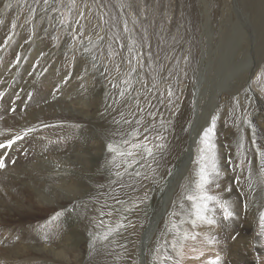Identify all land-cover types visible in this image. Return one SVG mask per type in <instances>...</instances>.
<instances>
[{
  "label": "rangeland",
  "instance_id": "obj_1",
  "mask_svg": "<svg viewBox=\"0 0 264 264\" xmlns=\"http://www.w3.org/2000/svg\"><path fill=\"white\" fill-rule=\"evenodd\" d=\"M205 9L210 17L212 49L216 47L220 57L223 56L217 63L219 72L232 69L247 55L254 57L255 64L245 83L240 84L239 78H235L229 92L219 96V107L213 115L216 117L214 143L223 172L214 188L229 183L226 191L217 194L231 202L236 218L223 221L218 214L220 222L217 225H202L195 231L205 236L219 228L218 232L227 238L222 245L229 243L223 264H264V238L259 236V217L264 213V168L256 151L258 147L264 150V76L257 80L264 72V0H75L74 8L70 0H0V62L3 63L0 73L4 71L3 82H15L22 72L19 68L28 66L31 73L25 80L23 101L28 96L39 98L40 93L56 88L64 97L73 95L89 102L93 98L96 107L100 108L90 120L91 129L98 134L103 127L111 134L109 142L98 150L97 164L100 153L106 152L109 143H117L126 137V128L132 124L120 129L116 125L100 123V119H107L112 114L116 103L118 110L114 115L118 122L137 115L139 120L133 127L141 128L138 122L143 121L144 126L153 129L148 135L159 133L165 137L163 141H153L165 145L155 149L154 160H141L133 168H114L110 163L112 154L108 152L110 159L103 163L104 166L109 163L108 170L100 173L101 163V167L95 169L97 165L93 162L92 171H85V165L78 171H71L62 162L76 151L92 147L95 138L98 140V137L86 138L85 129L89 125L72 118L43 123L38 129L37 123L34 124L36 128L32 135L23 134L22 147L8 155L6 167L0 171V177L13 185L0 192V207L8 206L1 195L20 193L18 190L22 189L17 188L20 184H33L25 188L28 193H33L36 184L60 186L77 176L86 183L78 194L79 199L58 210L31 203L34 207L30 211L0 212V250L25 247L27 243L19 242H36L37 238V247L55 249L66 255L68 261L37 257L25 264L143 263L142 234L161 204L173 173L179 168L181 156L189 148L190 128L196 117V79L203 47L207 53V37H202ZM66 18L67 22L61 23ZM38 50V58L29 65L30 55ZM125 79L131 80V86L124 84ZM125 88L129 90L121 97L120 92ZM169 89L172 96L168 95ZM82 100L79 101L85 102ZM36 101L41 105L40 99L32 102ZM12 104V99L7 96L0 102V119L4 117L2 114L16 112V109L15 112L12 110ZM89 151L92 156L96 154L94 148ZM195 155L187 178L192 175ZM242 158L243 166L240 165ZM41 159L53 161L55 170L33 180L7 176L17 168L16 165H36ZM117 170L121 177L115 175ZM180 192L181 186L145 250V264H152L157 242L162 241L173 202L178 203ZM61 211L64 214L56 222L59 228L50 229L46 239L42 226ZM117 223L125 227L107 240L94 239L106 230L107 225L114 227ZM212 238L215 243L211 245H201L199 241V264L204 262L201 246L204 249L213 247L214 250H208L210 253L222 252L219 250L221 243L214 235ZM190 243L196 244V241ZM187 251L185 249V253ZM186 256L189 259L186 257L184 264H196L190 253ZM0 264L18 263L3 261Z\"/></svg>",
  "mask_w": 264,
  "mask_h": 264
},
{
  "label": "bare ground",
  "instance_id": "obj_2",
  "mask_svg": "<svg viewBox=\"0 0 264 264\" xmlns=\"http://www.w3.org/2000/svg\"><path fill=\"white\" fill-rule=\"evenodd\" d=\"M190 15L192 16V13H190ZM209 26H210V17H209L207 9H205V18H204L203 27H202L203 28L202 37L203 36L207 37V50H206L207 53L204 51V47H203L202 48L203 50L200 53V65L198 67V73H197V79H196V83H197L196 115H195L196 117H195L193 126L190 128L189 148H188V151L181 156L180 166L173 173L172 178L167 188L165 187L166 190L164 191L162 202L156 208L154 215L147 229L142 234V249H141L142 251L141 263L143 262L142 264H145V250L148 248L149 244L151 243V239L153 240L154 235L161 222L160 220H162L164 214L167 212L168 208L170 207V204L174 198V195L180 188L185 178H187V176L190 173V169L192 166L191 163L195 155L194 151L198 144L199 135L202 134L203 129L208 127V125L210 124L211 118L213 117L216 110L218 109L219 107L218 98H220L219 96L223 95L226 92H229L230 90L229 88L233 85V80L235 78H239L240 84L241 82L245 83L249 73L253 69V65L255 64L254 57H252V55L251 56L247 55V57H244L241 62L236 63L232 69L230 70L227 69L223 72H219V67L217 66V63L219 61V58L223 56L220 57L219 49H217L216 47L215 49H212V46H211L212 38H211V33L209 31ZM114 29H115V26H114ZM258 38L260 42L261 34L259 35ZM259 47L262 48L261 45H259ZM38 56H39V50L34 51L30 55L28 64L31 65L35 61V59L38 58ZM2 64L3 63L0 62V69L3 68ZM226 64L227 63L225 62V64L223 65L225 66ZM19 70H21L22 72H19V75L17 76L16 81L12 82L9 79L11 81L9 83H7V81L3 82V78L5 76L2 74L4 73V71L0 73V102L3 101L4 98L7 96L13 101L12 110L14 109V112H15V109H16V112L15 113L13 112L14 113L13 115L11 114L12 116L2 114L5 118L2 117V119H0V143L5 142L7 139H11V141L14 139L15 141V143L12 144L11 148H0V153H2V156H6L7 152H11V151L17 150L20 147H22V144H21L22 141L20 139H17V136H23V134L25 133L31 136L32 135L31 132H33V130L36 128L34 124L37 123V129H38V127H40L43 123L49 124V123L56 122L58 120L72 118L74 120H81L84 123H87L89 125V128L85 129V135L88 140L89 138H92V137H98V140L95 138V144L92 147L86 146V148H84L85 151H82V152L76 151L74 154H71L70 156H68L66 160L63 161L62 163L66 165L68 170H71V169L77 170L81 166L85 165L84 170L89 172L90 170L91 171L94 170L93 162L94 164L97 165L95 169L102 166L100 173L105 170H108V168L110 167L109 163L106 166L103 165L104 162L109 161L110 159L111 155L110 154L108 155V151L106 150V152L102 151L100 153L98 164H97V156L99 154L98 150L100 149V147H103V145L109 142V138L111 137V134L109 133V131H107L103 127H101L98 130L99 135L93 132V128L91 129L90 120L92 117H95L98 114L95 111L100 108V107H96L97 104L95 103L94 99L92 98L91 101L89 102L88 100L85 101L84 98L82 100L81 98H77L73 95H67V97H64L61 95V93L58 92L57 88L56 90L52 88L53 90L51 92L44 93V94L40 93L39 98H37V95L36 97L34 96L33 98H29L28 96L27 98H25L26 100L23 101L24 94H25V88H24L25 80L28 74L31 73V70L30 68H28V66L26 67V69L21 66ZM80 92L81 91H78L77 93L80 94ZM37 99L41 100V103L39 102L41 105L39 104L37 105V101L32 102ZM79 100H82L85 102H81ZM77 103H78V106H74ZM114 105H116V108L112 112V114L109 115L107 119H100L99 121L100 123H104L102 125H105V123L107 125H110V124L116 125L118 128L121 129L123 126L129 123H125L124 120L122 122L117 121V116L114 115V113L115 111L118 110V103ZM23 109H25L24 112H23ZM105 113H107V111ZM138 118L139 117L137 115L129 117V120L127 121H131L132 124L126 128L127 133L131 132L130 130L136 124V121L139 120ZM19 140L21 142H19ZM92 148H94L96 151V154L93 153V156L90 154V151H89ZM7 163L9 164V161ZM100 163H101V166H100ZM53 166H54L53 161L41 159L36 165L28 164V163H25L23 165H18V166L16 165L17 168L15 170L13 169L14 171L9 168L12 171L7 176H9L10 178L14 177L19 180L20 179H24V180L32 179L33 180V179H36L37 176H40L41 174H45V173L48 174L50 172H53L55 170V168L53 170L52 168ZM26 177L30 179H27ZM82 180H83L82 178L77 176V177L69 179L68 181L64 183V185H60V186H51V185L40 186L36 184L34 186H37V189L34 190L33 193H28L27 192L28 190L25 189L29 185L33 186V184L28 183V185L25 186V185L20 184L21 182L22 183L24 182V181H21L19 183L20 185H17V188L22 189V190H18L20 193H4L3 195H1L3 198H5L8 206L0 207V212L12 214V212H19V210H23V209L30 211L33 209L32 207H34V206H31V203H34V204L37 203L38 206L45 205L46 208L49 210H51L52 208L57 209L60 206L74 202L75 200H77L78 197H80L78 196V194L81 193V189H83L84 184L86 183V182H82ZM89 183L92 184L91 181H88V184ZM10 184H12V182H9L8 180L4 179V177H0V192L3 191L6 186L7 187L13 186ZM228 187H229V183L224 182V183H221L219 187L214 188V189H216V191L219 190L217 192L215 191L216 193H221V192L226 191ZM6 208H10L9 211H7ZM156 223L158 224L156 225ZM218 229L216 228L215 231L206 233L205 236H203L202 234H199L200 238L196 241V244L194 243L189 244V245H193L196 248V251H193L191 247H186V249L189 251V252L187 251L186 253L188 254L190 253L192 257V261H195L196 264H199L198 261L200 260L199 259V248L200 247H197V246L199 245V241L203 240L204 237H212L214 235V237L218 239L219 243H221L220 244L221 246H219V250H221L222 252L218 250L219 254L222 256V258L223 256H225L224 251H225V248L228 247L229 243L226 245H222V243H225L227 238H225L222 232H218ZM36 242H37V238H36ZM36 242H19V243H27L28 246L10 249V250H0V262L8 261L11 263V262L16 261L18 264L19 263L25 264L27 261H30L32 259H37V257H46L47 259H53V260L57 258L58 260H62L65 263L68 261V257L66 255L59 254L55 249L48 250L46 248L37 247ZM0 244L2 245V243ZM8 246H2V247H8ZM205 250L206 252H204ZM208 250H214V248L205 247L204 249L201 246V251L203 252L202 260H204V262H202L201 264H205V261L207 259L215 256L218 253V252L210 253ZM186 257L188 258V256H186L185 254V258L183 259V262L187 259ZM190 263L191 262H189V264ZM243 264H246V262H244Z\"/></svg>",
  "mask_w": 264,
  "mask_h": 264
},
{
  "label": "snow or ice",
  "instance_id": "obj_3",
  "mask_svg": "<svg viewBox=\"0 0 264 264\" xmlns=\"http://www.w3.org/2000/svg\"><path fill=\"white\" fill-rule=\"evenodd\" d=\"M70 3L74 8L75 0H70ZM61 15L65 14L61 13ZM66 22L67 18L61 21V23ZM125 31H127V27H125ZM261 76H264V72L257 77V80H260ZM123 82L125 85L131 86L130 79H125ZM113 87L115 88L117 85L113 84ZM128 90V88L123 89L120 92V96L123 97ZM168 95H173L170 89L168 90ZM124 122L131 123V121ZM138 123L143 128V131H141V128H133L126 137H122L117 143H109L107 145V151L112 154L110 163L114 168L120 169L123 166L128 169L139 164L141 160L148 158L154 160L156 158L155 149L165 146L163 143H153L157 139L163 141L165 139L163 135L157 133L150 136L148 133L153 129L144 126L143 121ZM160 123L161 127H163L164 121L161 120ZM215 127L216 117L213 116L210 126L203 129L202 134L199 135L192 175L190 178H186L185 183L181 185L178 203L173 202L172 211L169 213L170 219L165 226V234L162 237V241L157 242V247L154 250L155 254L152 257V264H183L186 247H191L193 251H196L193 245H189V241L194 242L200 238L199 233L195 231L196 229L202 225H217L220 222L217 219L218 214L223 221H232L236 218L231 202L221 197L214 190L219 177L223 175L214 143ZM251 130L253 137H255V128L252 127ZM22 138V136H17V139ZM13 143L15 141L0 144V148H11ZM253 143H255V139ZM256 151L261 156L262 168H264V150L258 147ZM243 164L244 159L242 158L240 165L243 166ZM5 167V162L0 159V169ZM115 175L121 177V172L117 170ZM63 214V211L57 212L42 226L41 231H43L46 239L50 229L59 228L56 222L60 220ZM124 227L125 225L122 223H117L114 227L107 225L106 230L99 237H94V239L107 240L109 236L119 232ZM259 229V236L264 238V213L259 217ZM232 238L235 239V236ZM201 243L211 245L215 243V240L212 237H204ZM200 255H203L202 251ZM205 264H223V258L217 253L207 259Z\"/></svg>",
  "mask_w": 264,
  "mask_h": 264
},
{
  "label": "water",
  "instance_id": "obj_4",
  "mask_svg": "<svg viewBox=\"0 0 264 264\" xmlns=\"http://www.w3.org/2000/svg\"><path fill=\"white\" fill-rule=\"evenodd\" d=\"M161 221V220H160ZM158 223H156V225H157ZM141 255H142V251H141Z\"/></svg>",
  "mask_w": 264,
  "mask_h": 264
}]
</instances>
